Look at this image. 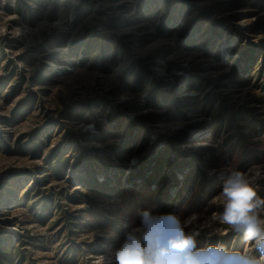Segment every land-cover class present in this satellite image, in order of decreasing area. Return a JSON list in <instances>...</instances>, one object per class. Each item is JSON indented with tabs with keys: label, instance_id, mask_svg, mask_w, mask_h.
<instances>
[{
	"label": "rangeland",
	"instance_id": "rangeland-1",
	"mask_svg": "<svg viewBox=\"0 0 264 264\" xmlns=\"http://www.w3.org/2000/svg\"><path fill=\"white\" fill-rule=\"evenodd\" d=\"M253 164L264 0H0L1 264H105L140 211L202 223Z\"/></svg>",
	"mask_w": 264,
	"mask_h": 264
},
{
	"label": "clouds",
	"instance_id": "clouds-1",
	"mask_svg": "<svg viewBox=\"0 0 264 264\" xmlns=\"http://www.w3.org/2000/svg\"><path fill=\"white\" fill-rule=\"evenodd\" d=\"M264 164L226 171L219 193V212L198 223L200 214L181 220L175 213H138L124 239L105 264H264ZM239 234L245 247L223 243L199 246L202 231L214 224ZM185 229H190L186 231Z\"/></svg>",
	"mask_w": 264,
	"mask_h": 264
},
{
	"label": "trees",
	"instance_id": "trees-1",
	"mask_svg": "<svg viewBox=\"0 0 264 264\" xmlns=\"http://www.w3.org/2000/svg\"><path fill=\"white\" fill-rule=\"evenodd\" d=\"M217 118L218 119H222V118H224V119H226V118H228V120L229 119H232V116L228 113V111H227V109L226 108H219V110L217 111ZM227 120V121H228ZM228 126H231V125H229V121H228ZM242 139H244V136H242V135H240V136H238V145H237V147L238 148H240L241 146H242ZM42 144V143H41ZM159 165H161V163L159 164ZM188 179H194V177H193V173L191 172V174L187 177ZM204 178V177H203ZM205 179V178H204ZM8 251V249H5V248H2L1 246H0V258L1 259H3L4 258V256L3 255H1L2 254V251ZM20 257L22 258V255H20ZM0 264H1V261H0Z\"/></svg>",
	"mask_w": 264,
	"mask_h": 264
}]
</instances>
